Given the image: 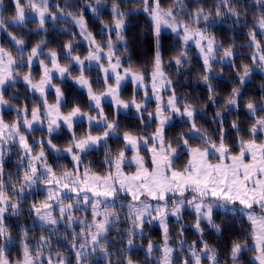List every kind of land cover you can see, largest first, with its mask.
I'll return each mask as SVG.
<instances>
[{
	"label": "snow or ice",
	"instance_id": "snow-or-ice-1",
	"mask_svg": "<svg viewBox=\"0 0 264 264\" xmlns=\"http://www.w3.org/2000/svg\"><path fill=\"white\" fill-rule=\"evenodd\" d=\"M129 2L112 0L111 20L105 22L99 19L102 0H85L83 8L68 0L63 6L52 5L50 0H11L10 19L2 14L4 0H0V31L10 41L7 47L0 44V264H13L7 255L10 246H18L21 253L15 264H73V260L75 264H138L132 256L138 248H144L146 258L155 264H221L224 256V264H264V95L259 102L254 98L244 101L245 85L253 72L264 73V38H257L264 37V0H250L243 7V0H214L212 7L186 0H172L169 6L162 0H131L137 6L125 9ZM86 10L97 17L106 39L97 40L89 31ZM137 13L150 21L154 54L149 73L130 59L126 32H131L129 25L135 24ZM29 15L36 23L33 31L45 34L31 46L21 33L9 30L26 27ZM249 15L253 16L251 25ZM228 19L235 27L247 29L250 63L237 65L234 37L227 46L217 40L215 26ZM69 22L78 32L62 31L86 42L83 57L75 39L63 43L62 53L47 48V25ZM165 31L176 38V54L168 63L177 73L192 66L193 51L198 55V80L205 86L208 105L215 108L218 104L214 81L223 78L225 62L235 73L236 86L220 105L223 110L214 111L211 123L218 127L211 132L198 124L207 113L202 115L203 109L188 93L181 99L165 71ZM118 45H123L122 51ZM125 57H129L127 66ZM62 59L68 63L61 64ZM93 63L100 73L96 79L103 85L99 90L88 75ZM216 65L221 66L219 71ZM73 66L78 75L72 74ZM57 78H68L84 90L87 111L80 103L63 111L69 101L54 83ZM18 82L26 86L23 99L15 91ZM129 82L133 93L125 99L122 90ZM9 88L14 92L8 93ZM260 88L264 92V84ZM49 90L54 92V102L49 101ZM105 101L111 115L105 111ZM241 107L250 121L246 126L239 117ZM5 108L15 113L11 121L4 118ZM122 113L136 120V130L120 131ZM225 113L236 116L227 128ZM77 121L87 123L83 134H77ZM37 126L43 135L30 143ZM173 127L183 130L169 135ZM62 131L69 136L63 149L54 143ZM114 136L123 143L115 153L108 143ZM101 147L106 167L98 172L83 157ZM14 150L19 175L5 180V158ZM61 152L71 157L70 169H54L49 164V154ZM182 156L186 162L177 167ZM126 167L134 171L126 172ZM40 191L43 199L22 208L27 194ZM217 210L225 216L221 223L215 218ZM24 211L34 223L39 222L42 234L38 238L30 239L29 229L23 226L12 235L7 218L19 217ZM186 211L194 216L191 227L198 235L191 243L183 239L188 227L182 222ZM229 217L240 224L247 221V231L241 228L240 238L232 240L229 250L221 254L205 235L215 232L221 237L229 228ZM169 218L179 225L177 238L170 234ZM152 225L159 226L161 243L149 239L146 248L137 244ZM248 253L252 256L245 260Z\"/></svg>",
	"mask_w": 264,
	"mask_h": 264
},
{
	"label": "trees",
	"instance_id": "trees-1",
	"mask_svg": "<svg viewBox=\"0 0 264 264\" xmlns=\"http://www.w3.org/2000/svg\"><path fill=\"white\" fill-rule=\"evenodd\" d=\"M112 2V0H110ZM172 0H162V3L167 6L169 3H171ZM204 2L209 5H213L214 0H204ZM250 4V0H243V5ZM137 5L134 3H131V0L128 4L124 5V8L127 9L129 7H136ZM3 15L4 17L11 16L12 13V4L11 0H4L3 4ZM100 17L99 19L104 20L105 22H109L111 20L110 10L108 7H103L100 9ZM88 23L89 31H91L97 38V40H103L101 35V24L98 22L97 17H93L91 14L85 13ZM244 21H241L243 23ZM253 22V16L249 15L247 17V23L251 25ZM231 26V27H230ZM131 32H126V36L128 38V47L130 50V59L131 61L136 65L137 68L143 70L145 73H149L152 70V58H153V41L152 36L150 33V21L148 18L143 15L142 13H137L135 24L129 25ZM36 28V23L33 21V18H29V22L27 23L26 27H10V31H14L17 33H21L25 40L28 42L29 46L34 44L37 40L41 38L42 35H45L44 33H40L39 35L36 34L33 29ZM48 33L46 34V38L48 39V45L47 48H53L56 49L58 52H63L62 45L64 42H66L68 39H74V37L69 36L66 32L62 31V29L58 26H53L51 23L47 25ZM70 32H76L75 30H69ZM247 29L246 28H237L233 25V22L231 19H228L222 23H218L214 28V34L217 37V40L219 42H222L225 46H227L231 42V38L234 37L235 43L237 45L236 51L238 53V57L236 60L237 65L241 63H250L249 57L251 56V50L247 47V38H246ZM113 38L114 35H113ZM258 39H262L264 37H261L258 35ZM175 36L171 34L168 31L164 32V41H163V50H164V61H165V71L167 74L173 79L174 84L177 87V95L181 99H185V93H188V95L192 98V102H194L198 108H202L205 105H208L207 101V92L205 90V86L199 82L198 80V74L201 71V62L198 58V55L195 54L193 51L192 53V60H191V67L185 66L184 71H181L180 73H177L175 67L173 65H170L168 63L169 60L176 54V47H175ZM76 44V50L80 52L81 54H85L87 49L86 46L80 41ZM0 44L5 45L6 47L10 45V41L6 34L2 31H0ZM241 45H243L241 47ZM118 48L122 51L123 45L118 46ZM47 50V49H46ZM129 57H125V66H127V60ZM61 62L64 63V60L62 59ZM35 67V66H34ZM220 65H216L217 71L220 69ZM224 74L223 78L220 79L218 82L214 81V83H217V92H218V104L213 108L211 105H208V107L205 109V111L202 112V115L204 112L207 113L206 116H204L202 119L198 120V124L202 125L203 127L207 128L210 132L213 131L217 125H214L211 123V115H213L214 111L216 109H222L220 105L223 103L224 99L228 94L231 92V88L236 86V80H235V73L233 69L225 63L223 65ZM76 69L73 70L75 72ZM35 75L38 78L39 77V68L36 67ZM88 75L92 76L95 80L93 87L96 89H102L103 85L99 82L98 79H96L100 73L97 68L90 67V71L88 72ZM56 82L62 87L66 98L69 101V108H64L63 111L70 110V106L73 103H80L82 108L84 110H88V101L87 96L84 94V92L76 86L74 83L69 81L68 79H64L63 81ZM264 84V73H261L260 71H254L252 74V77L250 78L249 82L245 85V95H244V101L246 102L249 98H254L257 102H259L262 95H264V92L261 91L260 86ZM18 87L15 86V91H17V94L20 96L21 99L24 98V95L26 93V88L22 85L21 82L16 84ZM14 89L9 88L8 93H13ZM133 93V86L131 83H127L122 90V96L123 98L127 99L130 98ZM29 95V93H28ZM30 96V95H29ZM49 101L54 100V96L51 92H49ZM139 98V96H138ZM12 103H18V101H12ZM154 103L150 104V108H153ZM105 111L111 115L112 109L109 103H105ZM227 119L225 122V127L227 128L229 126V123L232 119H235V115H230L228 113H225ZM240 120L242 121L243 125H247L250 121L248 116L246 115L245 110L243 107H241L240 113H239ZM4 118L6 121H11L15 118V113L9 109L4 110ZM120 122L123 125V127L120 129V131L124 130H136L138 128L137 122L134 118H132L131 114H125L122 113L120 116ZM87 130V125L85 122L78 121L76 131L77 134H83ZM152 129L149 128L148 131H151ZM180 127H173L169 129V135H172L174 132L181 131ZM35 135H43V133L39 130V128L36 129V131L33 132ZM93 133L95 132V129H93ZM229 137L231 138V132H229ZM69 142V136L66 131H62L61 133L57 134L54 138V143H57L58 146L61 148L65 147ZM109 146L112 149V151L118 152L122 147L123 143L119 139V137L114 136L109 140ZM104 149L101 147L99 149H93L88 154H86L83 157L84 163L88 164L91 163V167L98 172H102L105 170V165L103 164L104 160ZM49 161L51 164H53L55 169H59L60 166H67L68 168L72 167V162L69 156L65 155H54L52 153L49 154ZM18 155L16 154V150H14L10 155H8L5 158V180H8L9 177L15 178L17 175H19V169H18ZM187 157L182 156L180 160L177 162V167L183 165L186 162ZM44 197V193L42 191L39 192L38 195H34L32 193L27 194V199L22 204V208L27 209L29 205L36 201L41 200ZM215 218L217 223H221L225 220V216L223 214L219 213V210L215 214ZM229 219V228L224 232V234L221 237H217L215 232H210L209 234L205 235V239L209 241L210 244L217 247V249L220 251L221 254L227 252L229 250V246L232 240L240 238V229L243 228L245 231H247V221H244L243 224H240L239 222L232 221ZM33 218L30 216L28 211H24L21 213L19 217L15 216H8L6 223L9 225V227L12 229V235L16 236L18 234V230L20 227H27L29 229V238H38L42 232L40 229V225H31V221ZM184 224L188 225V227L185 229L184 237L183 239L187 241L188 243H191L194 240L198 239V235L195 233V231L192 229L191 224L194 222V216L186 211L183 217ZM235 224V230L233 229V225ZM121 227H125V225L121 224ZM179 228V225L175 223V220L169 218V230L170 234L174 237H176L177 230ZM64 229L61 228V233H63ZM147 235L144 237L143 241L137 240V243H143V245L146 247L147 241L151 239L154 242H161V233L160 229L157 225H152L148 228H146ZM55 239V237L53 238ZM123 247V245H121ZM250 254L248 253L245 257V260L250 258ZM8 258L13 261V264H15V261L20 257L21 253L18 246H10L8 252H7ZM133 259L138 261L140 264H155V261H150L146 258L145 252L143 251V248L133 249L132 251ZM116 257L113 256V259ZM223 260H227V257L224 256Z\"/></svg>",
	"mask_w": 264,
	"mask_h": 264
},
{
	"label": "rangeland",
	"instance_id": "rangeland-1",
	"mask_svg": "<svg viewBox=\"0 0 264 264\" xmlns=\"http://www.w3.org/2000/svg\"><path fill=\"white\" fill-rule=\"evenodd\" d=\"M68 2H70V3H73V4H75V5H78L79 6V8H83L84 7V3H85V0H68ZM197 2H199V3H201V4H205L207 7H212V5L211 4H209V5H207L205 2H204V0H186V3H189V4H196ZM56 3H60L62 6H63V4L65 3V0H50V4H52V5H55ZM111 3L112 2H110V0H102V4L100 5V9H102L103 7H108V9L110 10L111 9ZM171 3H169L167 6H169ZM52 11H55V8L53 7L52 8ZM85 13H88V14H91L93 17H96V16H94L91 12H89V11H85ZM85 17H86V15H85ZM29 18H33L32 17V15H29ZM5 19H10V16H8V17H5ZM58 27H60V28H66V29H69V30H72V31H76V32H78V29L73 25V24H71L70 22L69 23H60L59 25H58ZM101 30H102V28H101ZM3 32V31H2ZM6 34V33H5ZM7 36V35H6ZM102 38H103V40L104 39H106V37L105 36H102ZM74 39L75 40H80L85 46H86V49L88 50V48H87V44H86V42L85 41H83L82 40V38L79 36V35H77V36H75L74 37ZM113 39H115V38H113ZM248 42V41H247ZM118 46H120V45H118ZM46 50V49H45ZM79 54L83 57L84 55H86L87 54V51H86V53L85 54H81L80 52H79ZM65 63H68V61L67 60H64V63L63 62H61V64H65ZM225 63H227V62H225ZM90 67H95V68H97V65L95 64V63H93V64H91L90 65ZM74 69H76V67L75 66H73V70ZM98 69V68H97ZM258 71V70H257ZM73 75H78V72L77 71H75V72H73L72 73ZM39 78V77H38ZM37 78V79H38ZM65 79H68V78H65ZM56 80H58V81H63V80H60L59 78H57ZM56 80H54V83H57L56 82ZM69 81H71L70 79H68ZM72 82V81H71ZM19 83V82H18ZM22 83V82H21ZM73 83V82H72ZM130 83V82H129ZM58 84V83H57ZM22 85H23V83H22ZM25 88H26V86L25 85H23ZM16 87H18L17 85H16ZM81 89V88H80ZM83 92H84V90L83 89H81ZM49 92H51L52 93V95L54 96V92L52 91V90H49ZM29 95H30V97H31V93H29ZM54 99H55V96H54ZM139 99V98H138ZM50 102H54V100L53 101H50ZM105 103H108L107 101H105ZM153 108H154V106H153ZM153 108H150L149 107V111H151V110H153ZM202 109H203V111H205V109L206 108H204V107H202ZM4 110H9L8 108H5ZM3 110V111H4ZM216 110H223V109H216ZM85 111H87V110H85ZM211 117H212V115H211ZM78 122V121H77ZM86 123V122H85ZM86 125H87V123H86ZM37 128H38V126H37ZM93 134H96V133H93ZM40 136L41 135H35L34 133H32V134H30V137H29V142L31 143L32 142V139L33 138H35V139H39L40 138ZM63 149V148H62ZM46 151H47V149H46ZM52 154H54V155H65V156H68L66 153H63V152H61L60 154H56V153H52ZM129 156L131 155V153H129L128 154ZM70 157V156H69ZM70 159H71V157H70ZM48 162H49V164H51V162L49 161V158H48ZM52 166H53V164H51ZM53 168H54V166H53ZM55 169V168H54ZM70 169V168H69ZM125 171L126 172H131V171H134V167H126L125 168ZM121 199L123 200L124 198L123 197H121ZM119 206V205H118ZM126 210V209H125ZM218 211V210H217ZM89 218H90V213H89ZM172 220L174 219V218H171ZM175 220V219H174ZM194 223V222H193ZM192 223V224H193ZM36 224H38V225H40L39 224V222H33V220L31 221V225H36ZM191 224V225H192ZM158 226V225H157ZM159 227V226H158ZM193 229V228H192ZM194 230V229H193ZM195 231V230H194ZM55 240V239H54ZM154 242V241H153ZM154 243H156V244H160L161 242H154ZM137 244H139V243H137ZM61 247H64V245L63 244H61ZM146 248V247H145ZM143 251L145 252V250H144V248H143ZM66 255H69L70 257H71V252L70 251H67L66 252ZM156 256H159V253H156ZM252 256V253L250 254V257ZM224 261H226V260H222V262H221V264H224ZM73 264H75V261L73 260ZM138 264H140V263H138Z\"/></svg>",
	"mask_w": 264,
	"mask_h": 264
}]
</instances>
